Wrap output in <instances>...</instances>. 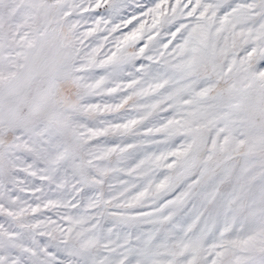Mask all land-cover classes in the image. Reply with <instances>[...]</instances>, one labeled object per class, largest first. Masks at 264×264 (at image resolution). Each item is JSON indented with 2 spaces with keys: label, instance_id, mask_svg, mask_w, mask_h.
Instances as JSON below:
<instances>
[{
  "label": "snow or ice",
  "instance_id": "1",
  "mask_svg": "<svg viewBox=\"0 0 264 264\" xmlns=\"http://www.w3.org/2000/svg\"><path fill=\"white\" fill-rule=\"evenodd\" d=\"M0 264H264V0H0Z\"/></svg>",
  "mask_w": 264,
  "mask_h": 264
}]
</instances>
